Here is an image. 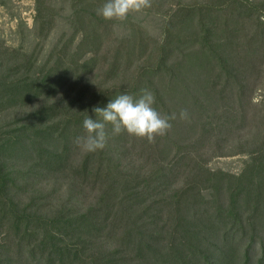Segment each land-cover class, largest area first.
Here are the masks:
<instances>
[{
  "label": "trees",
  "instance_id": "obj_1",
  "mask_svg": "<svg viewBox=\"0 0 264 264\" xmlns=\"http://www.w3.org/2000/svg\"><path fill=\"white\" fill-rule=\"evenodd\" d=\"M102 3L103 0H79L71 6L67 25L72 33L62 34L51 48L48 61L41 63L37 56L35 64L32 57L14 51L9 55L19 60L23 55L24 63L18 62V69L23 72L18 69L0 72V109L42 103L26 117V124L6 132L3 138L0 136V264H127L126 254L130 249L140 258L147 252L156 258L171 253L180 257L179 252L183 254L193 246L191 230L200 222L209 234L208 240L214 238L213 242L220 244L216 252L222 256L221 264L237 258V254L243 256L244 264H250L253 254L259 251L264 254V238L254 232L245 237L247 246H244L241 239L246 236V230L233 215L232 207L226 216V206H235L242 200L247 208L258 213L264 205V139L258 148L259 155L237 177L222 171L210 172L199 157L210 145L212 124L220 132L239 119L243 124L252 120L264 123V111H252L256 105L253 91L249 89L255 76L260 80V67L264 64V3L257 0L177 3L163 15L164 36L154 58H145V50L149 48L145 43L148 35L145 25L134 24L130 16L118 25L117 20L103 19L97 14ZM149 3L142 11L152 9L154 4ZM37 12L41 20L40 34L46 41L53 33L57 13L52 6L40 4V0ZM121 30L126 31L118 40L122 45H104L105 39ZM125 56L142 61L129 94H141L143 89L152 91L157 110L162 115L175 114V119L170 121L171 129L152 142L127 133L112 134L123 151L134 150L140 167L132 165L128 172H123L124 166L117 161L114 164L115 160L105 157L102 150L89 153L75 175H80L86 184L101 182L102 205L98 203V209L92 207L83 213L64 215L65 212L58 211L49 219L41 216L37 205L33 211L31 205H23L16 199L15 188L23 189L16 175L22 176L23 170L14 166L31 157V166L23 172L28 179L34 171L71 168L67 158L72 137L84 135V118L88 115L95 118L92 109L104 107L109 101L81 104L87 91L78 86L76 78L82 73L90 76L99 69L115 77L123 70ZM27 60L32 69L38 65L37 70H24L21 66ZM68 90L76 92L71 101L55 100L59 93L64 95ZM120 93L116 90L115 96ZM181 110L187 111L186 119L180 118ZM106 131L110 133V125ZM95 158L96 164L91 163ZM102 167H106V173ZM184 173L192 180L195 177L194 181L186 183L176 195L164 198V203L172 208V218L179 223L170 236V245L165 247L169 248L165 254L159 245L161 232L153 238L157 244L150 241L148 233L154 228L151 221L156 220L155 213L158 216L161 212L156 205L159 203L145 207L144 212L134 208L145 204L146 196L161 199L175 185L176 177ZM101 177L103 181L99 180ZM208 190L219 201L213 210L214 202L205 200ZM224 199L228 205L223 203ZM103 233L118 239L120 249L116 253L105 255L95 248L97 237ZM25 244L31 247L27 251ZM118 255L123 256L124 262L116 260Z\"/></svg>",
  "mask_w": 264,
  "mask_h": 264
},
{
  "label": "rangeland",
  "instance_id": "obj_2",
  "mask_svg": "<svg viewBox=\"0 0 264 264\" xmlns=\"http://www.w3.org/2000/svg\"><path fill=\"white\" fill-rule=\"evenodd\" d=\"M38 1L39 0H0V65L4 64L0 67V72L10 73L12 70L18 69L19 61L20 63H24L23 55H20V60L17 59L15 55L14 57L9 55L14 53V51H17L18 54H24V56L26 55L32 57V62L36 60L37 56H40L37 59L41 63L48 61L51 48L54 47V44L62 36V34L66 33L70 35L72 33L70 27L67 25V16L72 10L71 6L79 0H40V4L43 3L47 7L52 6L54 11L57 13V21L56 24L54 23L53 25V33L46 41L42 34H40V31L42 30L41 20L38 19L37 12ZM196 1L202 0H149V2H153L154 5L159 4V7L157 8L156 6L154 8L153 5L149 12L141 11L132 12L129 14L131 19L133 18L135 20L134 24H143L148 31L145 43H148L149 48H146L145 50L147 51L145 58H154L157 52L158 44H160L163 40L166 22V19L163 15L177 3L187 4ZM257 2L264 3V0H257ZM117 21H119L117 22V25L120 24L121 21ZM125 33L126 31L124 32V30H121L117 32V34H112L107 39H105L104 45L120 44L118 40L122 39ZM79 37L81 38V35H79ZM122 44L123 42L120 45ZM123 58L125 61L123 70L121 73L115 75V77L111 76L106 71H100L99 69L94 71L90 76L88 74L84 75L82 73L80 76H78L80 79H78V77L76 78V81H78V86H81L83 91H87L86 95H84L85 99L84 101H81V104L82 102L83 104L92 102L91 105H95L102 101L110 100L111 98L115 97L116 90L129 94L130 88H132L136 82V70H138V67L141 65L142 61H137V57H134L135 59H132V57L130 58L128 56ZM145 58L143 60H145ZM34 63L36 64V62ZM30 66L31 63L29 65L27 60V62H25V64H23L21 67L24 70L33 71L37 70L38 68V65H34L33 69ZM127 67H129V69L127 70V73H125ZM18 70L19 72H23L20 69ZM260 70V80L257 78V76H255L254 79H252L249 83V89L253 91V104L256 105L252 111L257 109L264 111V102H262L264 100V64L261 65ZM131 95L139 96L140 93H133ZM75 96V91L68 90L64 95L59 93L55 97V100H57V102L61 100H66V102H69ZM78 97L80 98L81 96ZM41 104V102H34L25 105L20 104L16 107L12 106L3 107V109L1 108L0 136L3 138L6 132H12V130H16L19 126L26 124V117L39 109ZM211 126L214 132L212 134L210 145L205 151L202 152V155L199 157V159L202 160L201 163H205L207 169L210 172L222 171L235 177L240 176L247 163L252 162L253 158H256V156L259 155L258 148L263 145L264 139L263 121L252 120L248 124H243V121L240 119L237 121L235 120L232 124L223 127L220 132L216 130L215 125L212 124ZM106 128H108V125H106ZM109 132L110 133H108L107 136L108 144L106 143L105 147L102 149V154L115 160L113 162L114 164H116V161L121 163L122 166H124L123 169H121L123 172H128L131 168L130 166L132 165L134 167H140L138 157L134 150L130 151L129 149H126V151H123L120 145L114 141L111 131ZM74 138L75 137L73 136V141ZM72 143V149L69 153V158H67L68 162H70L72 165V167L69 169H62L56 172L34 171L35 174L31 173L28 179L24 176L23 172H25L26 169L31 166V157L30 159H25L22 164L14 166L17 169L20 168L23 170V172H21L22 176H16L21 179L20 186H23L24 190L22 189V191H18V189L15 188L16 192L18 193L16 199L20 200L23 205H31L33 211L37 205L41 216H45L48 219L49 217L51 218L52 215L57 214L56 212L58 211L65 212L63 213L64 215L70 214L69 212L83 213L92 207H97L98 209V203H101L100 206L102 205L100 198L102 195L101 182L92 184L91 181L89 184H86L83 183V179L80 178V175H75L77 168L83 162L84 156L92 152L83 151L81 148L76 146L74 142ZM6 154L9 156V153ZM97 158L93 159V162L91 163L96 164L94 161H97ZM116 158H118V160H116ZM14 162H17L16 159ZM113 163L110 164L114 166ZM12 170L13 168H11V173ZM142 170L146 171V168ZM103 171L106 173V167L103 169ZM193 173L195 174V172ZM14 175L15 174H13V176ZM186 175L187 173H184V175L176 177V180H174L175 185L162 194L161 199L157 196V198H154L153 195L151 197L146 196L147 202L145 201V204H140V208H134L139 212H144L145 207L149 205L152 206L155 202L159 203L156 205L159 206L161 212L158 216L157 212L155 213L156 216L153 214L156 218V220L153 219L151 221V223L154 224V228L151 224L153 229H150L148 233L151 237L150 241H154L155 243L153 238H157V232H161L162 235H160L161 238H159V245L162 248V253L165 252V254L169 252V248L165 247L170 245V236L173 235L176 227H179V223H177V220L172 218V208L169 207V204L164 203V198L176 195L179 193L178 191L180 188H183L186 183L189 182L191 184V182L194 181L195 177L192 180L186 177ZM99 180L103 181V178L101 177ZM109 187L111 186H108L107 188ZM113 190L110 191L112 192ZM113 192L117 193L116 190ZM213 194L214 192L210 190H208V192L205 194L206 201L210 200V202H214L213 206L211 207L212 210L219 202L218 199L214 198V196L212 197ZM103 197H105L104 191ZM173 200H176L175 197ZM191 200H193L192 196ZM222 201L228 205V200L225 201L224 199ZM226 207V216L227 212L233 208V210H231L233 215H235L236 219L240 220L241 225H243L246 230V236L242 238V232L239 235L242 238L241 242H243L244 246H247V240L245 237L248 238L247 236H250L254 232L260 235V238H264V205L259 208L260 212L258 213L254 212L252 208H247L244 201L242 200H238L235 206L230 204ZM201 209H205V207L202 206ZM252 224L253 227L251 226ZM196 226L198 227L191 230V237L194 235V241L192 242V244L194 243L193 246L189 249H185L183 254L179 252L180 257L175 253H168L169 255L167 256L162 254L165 256L161 257V255H159L156 258V256H152V254L147 252L148 254L146 256L144 255V257L142 256L143 258H140L133 249H130L129 254H126V259L129 260L127 264H221L220 262L222 260V256H218L216 252V247H221L220 244L218 245L217 243H214V238L211 241L208 240L207 237L209 234H207L204 229V225L201 222ZM183 228L185 230L187 229L185 226H183ZM176 233L177 232L174 234ZM176 235L180 238H183L179 234ZM117 240V238L115 239L109 237L108 234L103 233V235L101 234L97 237V247L95 248H97V250H101L105 255L116 253L120 249ZM181 241H183V243L185 242L184 239ZM30 248L31 247L28 244L24 247L26 251ZM178 250L181 251L182 249ZM236 256L237 258L227 260L229 261L227 264H244L245 261L243 256H239L238 254ZM122 257L123 256L118 255L116 260L123 261ZM249 263L264 264V254L261 251L253 254L249 260Z\"/></svg>",
  "mask_w": 264,
  "mask_h": 264
},
{
  "label": "clouds",
  "instance_id": "obj_3",
  "mask_svg": "<svg viewBox=\"0 0 264 264\" xmlns=\"http://www.w3.org/2000/svg\"><path fill=\"white\" fill-rule=\"evenodd\" d=\"M150 6L149 0H103L97 14L105 20H125L132 12H141ZM156 97L148 89H143L139 96L126 92L111 98L104 107H94L95 118L87 116L82 122L84 135L74 138V144L86 152L102 150L107 141L106 125L111 126V133L154 141L165 136L171 129L172 116L162 115L155 107ZM99 118H96V116ZM180 118L186 119L188 113L181 110Z\"/></svg>",
  "mask_w": 264,
  "mask_h": 264
}]
</instances>
